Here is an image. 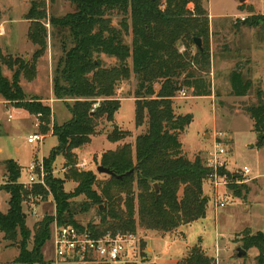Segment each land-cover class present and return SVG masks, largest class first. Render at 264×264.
Returning <instances> with one entry per match:
<instances>
[{"label": "trees", "instance_id": "1", "mask_svg": "<svg viewBox=\"0 0 264 264\" xmlns=\"http://www.w3.org/2000/svg\"><path fill=\"white\" fill-rule=\"evenodd\" d=\"M68 1L73 11L61 16L49 13L47 0L32 1L25 14L28 39L37 47L31 59L5 54L0 38V95L39 116L43 133L52 130L58 138V145L45 160L49 190L42 185L25 189L18 183L22 166L13 159L4 161L9 183L0 189L9 193L10 200L8 211H0V232L11 242L21 236L18 256L6 264H52L45 260L43 248L51 238L55 221L59 226L85 228L92 237L99 238L109 232L136 234L139 228L169 233L207 215L209 197L204 183L211 169L205 154L194 159L186 156L180 135L192 124L194 115L177 114L173 100L184 88L195 97L213 93L211 18L206 0ZM115 14L119 16L118 25L113 22ZM1 15L0 10V20ZM244 21L247 26L264 27V15L253 14ZM130 35L131 44L126 41ZM196 37L202 39L203 48L196 46ZM49 38L53 47L59 46L62 51L53 72L54 97L64 102L71 113V118L62 124L53 120L50 104L29 97L21 85L22 76L29 81L36 78L38 61L48 50ZM104 55L114 57L117 63L107 66ZM4 66L12 71V77L3 73ZM132 73L137 78L135 125H147V129L133 144L124 142L102 154L100 164L115 175L99 179L92 170L77 168L75 151L91 142L99 120L115 121L121 108L117 89ZM229 82L234 96H246L253 88L252 80L238 64L230 71ZM246 110L254 121L257 145L264 147V101L259 99ZM128 135L127 130L116 127L109 140L118 142ZM59 156L65 159V178L52 175V163ZM67 179L76 183L73 191L65 190ZM231 187L241 193L238 185ZM48 191L56 202L55 219L45 217L36 223L33 248L28 249L32 232L24 215V199L31 193L47 197ZM79 195L86 197L80 209L89 211L94 207L99 216L97 223L90 222L85 227L76 219L77 208L71 199ZM242 239L246 249L259 250L256 263L264 264V232L253 234L247 228ZM177 264L218 263L199 242Z\"/></svg>", "mask_w": 264, "mask_h": 264}, {"label": "rangeland", "instance_id": "2", "mask_svg": "<svg viewBox=\"0 0 264 264\" xmlns=\"http://www.w3.org/2000/svg\"><path fill=\"white\" fill-rule=\"evenodd\" d=\"M32 1L0 0L2 14L0 38L5 54L11 53L27 59L32 58L37 47L28 39L29 21L25 19V14L30 9ZM252 1L250 0V2ZM246 2L249 1L213 0L210 6L209 1L206 0L207 7L210 6L214 12L228 15L227 17L211 19L213 64L210 77L214 88L213 99L192 97L191 91L187 88L183 89L186 91L187 97H181L179 91L173 99L177 114L192 113L196 119L180 135L182 143L184 141L188 147L193 148L195 140L203 136V130L207 133L211 131L213 138L221 133L229 150L227 166L230 172H235V175L244 166L251 169L250 175L247 177L241 176L247 181L235 184L238 185V189H241L240 194L235 192V188L231 187L232 184L221 186L216 192L210 180L205 181L204 192L209 197L207 215L195 222L186 231L185 244L187 243L188 248L181 244L182 249H186V255L190 247L201 242L203 249L209 255L215 256L218 264H257L256 256L259 254V250L255 247L250 249L244 247L243 232L247 228L253 234L257 231L264 232V147H258L257 145L254 121L246 110L248 105L257 103L259 99L264 101V27L247 26L245 21L241 19V17H245L247 20L253 14L264 15V0H254L256 6L250 4L246 6ZM47 4L48 11L52 15L61 16L73 11V5L68 0H47ZM236 8L238 12L234 14ZM112 18L114 24L118 25L119 16L115 14ZM131 40V35L126 37L129 44H131ZM183 49L184 47L181 46V50ZM191 50L194 52L195 48ZM61 55L62 51L59 46L53 47L49 38L48 51L38 64L40 65L39 74L42 82L38 84L36 78L29 81L25 76L21 77V83H23L28 96L35 94V89H33L35 86L41 89L44 83L43 94H46L47 84L50 83V68L51 71L53 68L54 72ZM103 59L107 66L117 63L114 57L104 55ZM129 64L132 67L131 59H129ZM237 64L253 82V88L246 96L238 97L231 93L229 73ZM3 73L8 77H12V71L6 66L3 67ZM136 86L137 78L134 73L131 74L129 80L120 83L116 97L121 101V108L116 114L115 121L110 122L106 118L99 120L97 132L92 137L91 142L75 151L78 169L83 171L92 170L99 179L106 178V174L97 171V166L101 165L102 154L107 150L116 149L124 142L133 144L136 137L146 131L147 125L141 127L135 125L136 98L134 92ZM157 88H159V85ZM258 91L261 92L260 95ZM70 102H73V100H70ZM53 106L55 112L53 120L55 119L62 124L71 118V113L64 102L57 101ZM116 127L120 130H127L129 135L121 141L112 142L109 140V135L114 132ZM50 131L48 130L46 133ZM40 132L43 133L44 131L39 116L31 114L26 109L16 107L0 95V188L9 183L4 164V161L9 159L18 161L22 166L18 183L24 185L25 189L32 186L24 183L28 177L26 167L34 160H42L45 167V160L50 155V151L58 145V138L54 135L48 136L41 143L32 144L28 142L30 134ZM212 145L211 143L207 150L193 153L186 151L183 143V150L187 157L194 159L198 154L207 156L206 154ZM42 157L44 158L41 159ZM62 158L60 160L56 159L52 163V175L56 178H65L66 175L65 159ZM82 160L87 162L85 168L78 165ZM75 186L76 183L68 179L64 184L67 192L73 191ZM45 189L49 190L48 187ZM216 198L218 201L225 202V206L219 207L218 210L216 209ZM9 200V193L4 189H0L1 212L8 211ZM71 201L77 208L76 219L83 226L86 227L90 222L97 223L99 221V216L94 207L89 211L80 209L81 204L86 201L85 195L73 197ZM103 208L102 205L101 209ZM23 210L27 226L32 232L27 248L32 249L36 223L42 221L45 217L52 216L54 218L56 216L54 196L51 192L48 193L47 197L41 193L28 194L23 202ZM56 225H58L56 221L51 225V238L43 248L45 260L52 264H158L156 263L159 262L156 253L159 252V248H157L158 245L154 238L170 236L171 249L182 254L181 250L175 248L177 247L175 244H178V240L183 242V238L186 237L184 233L181 234V228L183 229L184 226L169 233L147 231L139 228L136 233L139 238V248L135 251L133 257L130 256L120 262L82 263L75 261L64 263L58 262L55 256L53 236ZM20 239L19 234L18 241L11 242L4 239V234L0 232V264L10 263L18 256L21 249ZM239 248L245 249L247 251L246 255L239 257ZM163 251L161 250V252Z\"/></svg>", "mask_w": 264, "mask_h": 264}, {"label": "built area", "instance_id": "3", "mask_svg": "<svg viewBox=\"0 0 264 264\" xmlns=\"http://www.w3.org/2000/svg\"><path fill=\"white\" fill-rule=\"evenodd\" d=\"M241 19L245 20V17H241ZM180 94L181 97H187L185 90L180 91ZM97 107L98 103L94 104L93 110ZM41 141H43V136L41 134L33 133L28 136L29 143L33 144ZM228 153L229 150L225 145L223 134H217L206 156V164L211 169L208 179L216 192H218L221 186L241 184L247 181L241 178V176L247 177L251 174V169L248 166L239 169V171H237L238 175H234L235 172H230L227 166ZM78 165L85 168L87 162L86 160H82ZM27 169L28 177L26 182H24L25 185H42L47 188L45 178L46 170L42 160L32 161ZM228 172L232 173V176H229ZM216 202L217 206H225L224 201H218L216 198ZM35 210L34 207V211ZM53 244L58 262H120L135 255V251L139 248V238L134 233L113 234L111 232L102 237L94 238L87 229H81L75 225L69 224L64 226L56 225Z\"/></svg>", "mask_w": 264, "mask_h": 264}, {"label": "crops", "instance_id": "4", "mask_svg": "<svg viewBox=\"0 0 264 264\" xmlns=\"http://www.w3.org/2000/svg\"><path fill=\"white\" fill-rule=\"evenodd\" d=\"M209 1V4H210V6L212 5V1L213 0H208ZM249 2H246V6H248V4H250L251 6L252 5H254V6H256V3H254V0L252 1V2H250V0H248ZM205 6H206V8L208 9V11H209V14H210V18L211 19H217V18H221V17H227L228 15L227 14H223V13H216V12H214L211 8H210V6L209 7H207V5L205 4ZM237 6H238V3H237ZM238 12V9L236 8V12L234 13V14H236ZM233 14V15H234ZM48 51V50H47ZM46 54V53H45ZM44 58V56H42L40 59H39V61H38V64L40 63V61H42V59ZM50 67H51V65H50ZM37 77H36V80H37V83L38 84H40V82H42V80H41V75L39 74V72H40V65H37ZM21 85H22V87H23V83H21ZM44 85H45V83L43 84V86H42V88L41 89H39V88H36V86L33 88V89H35V94H32L31 96H29V97H34V98H38V99H40V100H42L43 102H47V103H49L50 104V106L52 107V110H53V114L55 115V112H54V109H53V104L55 103V102H57V101H61V100H59V99H56L55 97H54V92H53V68H52V71H51V68H50V83L48 82V84H47V88H46V94H43V89H44ZM229 85H230V82H229ZM24 88V87H23ZM25 90V89H24ZM213 90H214V88H213ZM27 93V92H26ZM28 94V93H27ZM192 96V95H191ZM192 97H195V96H192ZM203 97H207V98H210V99H213L212 98V95H210V96H203ZM195 98H199V97H195ZM194 115V114H193ZM195 116H194V120H193V122H192V124L195 122ZM191 124V125H192ZM38 134H41L42 136H43V141H44V139H46L48 136H50V135H53V132H52V130L49 132V133H38ZM203 136L202 137H198L196 140H195V144H194V146H193V148H190V147H188L186 144H185V142L183 141V143H184V148H185V150L186 151H191V152H193V153H195V152H199V151H202V150H204V149H206L207 150V147L212 143L213 144V140H214V138H213V135H212V133H211V131H209V133H207V131H204L203 130ZM55 136V135H54ZM43 141H41V142H43ZM40 142V143H41ZM56 146V145H55ZM55 148V147H54ZM53 148V149H54ZM52 149V150H53ZM81 149V148H80ZM210 149V148H209ZM51 150V151H52ZM50 151V152H51ZM44 157H47V156H44ZM44 157H42L41 159H43ZM63 156H59L58 158H57V160H60L61 158H62ZM62 159H64V157L62 158ZM16 162H18V161H16ZM18 164H19V162H18ZM20 165V164H19ZM21 166V165H20ZM26 169H27V167H26ZM27 171H28V169H27ZM219 207L220 206H217L216 207V209L218 210L219 209ZM216 210V211H217ZM199 221V220H198ZM197 222V221H196ZM195 223V222H194ZM194 223H192V224H190V225H186V226H184L183 227V229L181 228V234H185L186 235V237L185 238H183V242H180L179 240H178V244H175V246L177 245V247H175V248H177V250L179 249V250H181L180 252H182V254H180V253H178V252H175V250L174 249H171V247H170V245L171 244H169L170 243V236H168V237H164V236H159L158 238H154V241L157 243V248H159V252H161V250L163 251V249H165L163 252H161V253H159V252H157L156 253V257H158L157 259H158V261L159 262H156V263H158V264H177L178 262H179V260H180V258L181 257H183V256H185V251H186V249H182V247H181V244H184L187 248H188V245H187V243L185 244V241H186V239H187V233H186V231L190 228V227H192V225L194 224ZM183 231V232H182ZM168 239V240H167ZM165 243V244H164ZM180 243V244H179ZM163 245H164V247H163ZM167 256H169L170 258L168 259V257Z\"/></svg>", "mask_w": 264, "mask_h": 264}, {"label": "water", "instance_id": "5", "mask_svg": "<svg viewBox=\"0 0 264 264\" xmlns=\"http://www.w3.org/2000/svg\"><path fill=\"white\" fill-rule=\"evenodd\" d=\"M195 44H196V46H197L198 48H203V41H202L201 38L196 37V38H195ZM134 170H135L134 168L131 169V170L129 171V173L133 172ZM97 171H98L99 173L107 174V175H110V176L115 175V172H114L113 170H111L110 168L105 167V166H103V165H98V166H97ZM119 177H122V175H120ZM155 187H156V190H157V189H158V185L155 184ZM246 253H247V251H246L245 249H243V248H239V252H238V256H239V257H243L244 255H246Z\"/></svg>", "mask_w": 264, "mask_h": 264}]
</instances>
